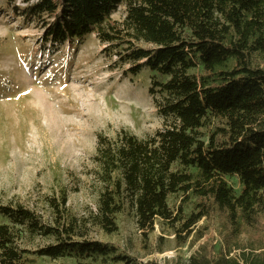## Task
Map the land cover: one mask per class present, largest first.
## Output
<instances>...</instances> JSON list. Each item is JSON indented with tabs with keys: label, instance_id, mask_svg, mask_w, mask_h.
Listing matches in <instances>:
<instances>
[{
	"label": "trees",
	"instance_id": "1",
	"mask_svg": "<svg viewBox=\"0 0 264 264\" xmlns=\"http://www.w3.org/2000/svg\"><path fill=\"white\" fill-rule=\"evenodd\" d=\"M23 3L28 21L45 17L43 48L81 46L95 34L108 47L129 45L119 60L130 64L132 77L148 71L162 127L142 140L125 131L114 139L97 136L99 191L86 216L72 214L63 189L46 197L45 212L0 205V264H158L140 263L93 238L95 230L116 233L118 216L127 211L141 232L152 233L156 220L180 223V245L199 221L219 214L240 253L212 259L203 246L188 264H264V0ZM123 4L124 22L105 27ZM230 176L238 179V194L225 181ZM173 195L193 202L188 217L180 208L172 218L167 200Z\"/></svg>",
	"mask_w": 264,
	"mask_h": 264
},
{
	"label": "rangeland",
	"instance_id": "2",
	"mask_svg": "<svg viewBox=\"0 0 264 264\" xmlns=\"http://www.w3.org/2000/svg\"><path fill=\"white\" fill-rule=\"evenodd\" d=\"M26 6L23 0H0V205L45 212L46 197L63 189L72 214L83 217L95 211L99 191L93 161L97 136L114 139L125 131L142 140L162 127V119L148 94V71L132 77L130 64L119 60V52L129 45L108 47L95 34L81 46L43 48L45 17L28 21ZM126 9L119 6L105 27L121 25ZM225 181L238 194V179ZM192 203L173 195L167 207L172 218L180 208L188 217ZM4 221L0 217V224ZM179 225L156 220L152 233L141 232L127 211L118 216L116 233L95 230L92 236L140 263L188 264L203 246L212 259L240 253L228 241V224L219 214L199 221L184 245L185 234L180 239L175 235ZM241 240L244 245L245 237ZM35 262L78 264L73 259Z\"/></svg>",
	"mask_w": 264,
	"mask_h": 264
}]
</instances>
